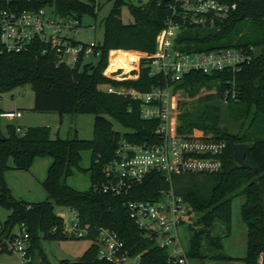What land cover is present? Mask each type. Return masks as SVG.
I'll return each instance as SVG.
<instances>
[{
	"label": "trees",
	"instance_id": "1",
	"mask_svg": "<svg viewBox=\"0 0 264 264\" xmlns=\"http://www.w3.org/2000/svg\"><path fill=\"white\" fill-rule=\"evenodd\" d=\"M108 1L111 7L103 18L100 55L93 65L72 68L56 65L50 51L40 54L36 46L20 53L0 50V93L28 85L33 93L30 109L34 112L93 116L89 140L75 136L51 138L46 126L25 127L17 132L7 125L6 135L0 134V208L8 212L0 222V253L5 251L2 238L23 223L29 235L31 264H50L38 247V239H78L62 233L59 213L54 211L55 207L73 208L78 222L89 226L85 238L93 239L100 227L109 228L116 232L130 255H138L137 264H171L166 248L145 237L123 207L128 200L153 199L171 187L189 207L186 224L189 237L183 251L191 264L192 261L264 264V0H216L234 7L224 17L207 15L203 26L189 23L187 19L182 21V11L175 5L173 16L184 25L176 38L180 49L208 51L228 47L249 57L238 71L223 74L191 72L183 75L175 85L191 97L207 83L214 82L213 95L203 98L205 101L211 98L226 100L225 112L235 123V131L219 126V108L211 102L185 109L180 114L179 132L193 128L225 141L220 171L172 175L168 181L159 173H150L118 196L93 188L102 180L100 167L111 157L120 138L136 143L154 142L150 133L155 122L140 120L136 102L102 91L98 85L109 83L147 90L158 84L159 78L148 74L143 59L139 60L136 79L116 81L104 77L101 71L106 66L109 50L104 74L116 68L124 72L133 67L131 62L140 55L133 51L152 53L155 36L171 14L172 0H147L136 4L130 0H10V4L19 10L46 7L59 16H71L80 22L84 15L94 18L100 4ZM122 6L127 7L132 22L121 21ZM223 90L227 91L224 97ZM108 117L125 131L112 130ZM237 143L249 145L245 157L249 168H240L232 160V146ZM83 150L89 151V164L84 169L78 166ZM37 157L50 159L40 182L46 198L38 202L15 199L4 183V172L9 169L27 171ZM73 169L87 173L88 188L75 190L65 183ZM237 196L243 198L238 214L245 225V251L240 257L227 254L222 244L230 229L231 201ZM192 213L195 217L190 223ZM73 261L77 264H112L96 259L93 242ZM68 262L60 260L56 264Z\"/></svg>",
	"mask_w": 264,
	"mask_h": 264
},
{
	"label": "built area",
	"instance_id": "2",
	"mask_svg": "<svg viewBox=\"0 0 264 264\" xmlns=\"http://www.w3.org/2000/svg\"><path fill=\"white\" fill-rule=\"evenodd\" d=\"M171 14L157 32L154 50L143 53L132 68L123 72L121 68L103 73L104 77L116 81L136 79L139 60H144L148 74L158 76L159 83L147 90H138L123 85L99 84L98 88L110 94L126 97L137 104V116L143 121H154L150 136L155 140L136 143L120 138L116 141L112 155L100 167L102 180L97 187L100 192L120 195L139 184L150 173H159L165 180L172 175L185 173H216L222 166L225 141L209 132L201 134L182 133L171 123L174 115L171 105L173 89L183 75L191 72L202 74L235 72L245 64L248 56L235 48H216L208 51H186L180 49L176 38L184 25L175 20V5L181 9L182 21L201 25L206 16L224 17L234 5L216 0H172ZM80 22L71 16H59L51 9L19 10L10 0H0V50L6 53L24 52L34 46L40 54L50 51L56 65L69 68L95 64L100 55V41H79L74 34ZM87 28H93L89 26ZM227 94L223 90V97ZM222 102L226 100L223 98ZM130 111V108H127ZM20 110L0 111V119H17ZM19 132L18 126L14 127ZM128 218L142 234L159 247L167 250L171 264H191L184 256L178 239V227L189 221V207L171 187L161 191L153 199L128 200L123 204ZM59 213L61 231L67 237H87L89 226L78 222L73 208H61ZM95 246V257L112 264H137L138 255H130L116 232L100 227L91 239ZM5 251L15 256L16 264H31L29 258V235L23 223L18 224L2 238Z\"/></svg>",
	"mask_w": 264,
	"mask_h": 264
},
{
	"label": "rangeland",
	"instance_id": "3",
	"mask_svg": "<svg viewBox=\"0 0 264 264\" xmlns=\"http://www.w3.org/2000/svg\"><path fill=\"white\" fill-rule=\"evenodd\" d=\"M132 3H144L147 0H130ZM111 7V2H102L96 12L94 18L90 16H82L80 21V29L74 34V39L79 41H87L93 39L94 41H102L103 38V18L108 14ZM120 19L123 23L132 22V17L126 6L120 9ZM93 26V28H87ZM138 52V51H135ZM139 54L142 52H138ZM140 54L139 57H142ZM109 61V56H108ZM131 68H126L127 71ZM216 84L214 82L207 83L206 86L201 87L198 92L188 97L185 91L181 88L174 87L171 97V105L174 115L171 117V123L175 124L176 130L180 127V114L185 109L199 106L205 102H211L219 108V126L227 128L229 131H235V123L232 122L226 115L224 103L216 98H211L210 101H205L204 96L213 95ZM33 93L28 85L16 86L10 90L0 93V110L18 109L22 112L20 119H0V134L6 135V126L15 127L19 125L20 130L25 127L46 126L49 129L51 138L59 137L66 138L75 136L79 139L89 140L92 138V114L79 113L74 116L68 114L58 115L55 112H34L32 111ZM111 128L114 131L122 133L125 129L116 121L109 118ZM182 133L201 134L205 133L198 129L182 130ZM44 159L48 157L36 158L32 162V166L27 171L25 170H6L3 174V180L8 188L10 194L15 199H20L25 202H38L46 198V194L40 185L41 180L45 176L47 166L43 164ZM89 164V151L83 150L80 152V160L78 166L86 168ZM65 183L75 190H85L88 188V175L81 170L73 169L71 175L65 178ZM242 196H237L231 201V220L230 229L226 237L223 238L222 244L224 251L234 257H240L245 251V225L240 221L238 209L242 203ZM54 211L58 214L62 212L61 209L55 207ZM8 212L0 208V222H2ZM195 215L192 213L190 223L194 220ZM189 222V221H188ZM187 222V223H188ZM186 223V224H187ZM15 228V227H14ZM178 239L180 247L185 249L188 243L189 232L186 225L181 224L178 229ZM91 240L87 238L79 239H58L50 238L38 239V247L42 250L46 260L50 264H56L60 260L73 261L80 257L82 252L90 245ZM16 263L15 256L7 253H0V264H14ZM192 264H214L211 262L192 261ZM237 264V262L227 263Z\"/></svg>",
	"mask_w": 264,
	"mask_h": 264
},
{
	"label": "water",
	"instance_id": "4",
	"mask_svg": "<svg viewBox=\"0 0 264 264\" xmlns=\"http://www.w3.org/2000/svg\"><path fill=\"white\" fill-rule=\"evenodd\" d=\"M249 151V145L246 143H237L232 146V160L240 168H249L250 165L246 162L245 157ZM254 174H257V168L253 169ZM68 264H77L76 261H69Z\"/></svg>",
	"mask_w": 264,
	"mask_h": 264
},
{
	"label": "crops",
	"instance_id": "5",
	"mask_svg": "<svg viewBox=\"0 0 264 264\" xmlns=\"http://www.w3.org/2000/svg\"><path fill=\"white\" fill-rule=\"evenodd\" d=\"M130 51V50H129ZM133 52H135V51H133ZM138 53V52H137ZM140 54H143V53H140ZM12 110H15V109H12ZM18 110V109H17ZM20 113H21V115H20V117L19 118H17V119H20L21 117H22V112L20 111ZM17 119H15V120H17ZM18 127H19V125H18ZM37 158H42V157H37ZM36 159V158H35ZM49 162H50V159H44V161H43V164L44 165H48L49 164ZM31 166H32V164H31ZM31 166H30V168H31ZM29 168V169H30ZM16 259V258H15ZM16 263H17V261H16ZM16 263H14V264H16Z\"/></svg>",
	"mask_w": 264,
	"mask_h": 264
},
{
	"label": "bare ground",
	"instance_id": "6",
	"mask_svg": "<svg viewBox=\"0 0 264 264\" xmlns=\"http://www.w3.org/2000/svg\"><path fill=\"white\" fill-rule=\"evenodd\" d=\"M138 57H139V56L137 55L135 59L137 60ZM130 68H132V67H130Z\"/></svg>",
	"mask_w": 264,
	"mask_h": 264
}]
</instances>
